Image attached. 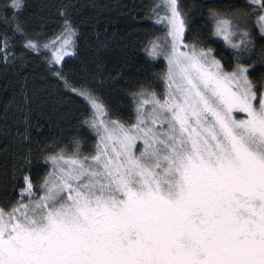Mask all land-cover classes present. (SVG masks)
Listing matches in <instances>:
<instances>
[{
	"label": "snow or ice",
	"instance_id": "obj_1",
	"mask_svg": "<svg viewBox=\"0 0 264 264\" xmlns=\"http://www.w3.org/2000/svg\"><path fill=\"white\" fill-rule=\"evenodd\" d=\"M78 11L0 5V78L16 85L0 111V185L19 188L0 203V264H264V0H160L145 19L164 35L143 50L166 69L106 73L103 42L79 87L54 67L75 54ZM50 23L61 31L45 41ZM44 63L85 102L71 149L33 122L53 94Z\"/></svg>",
	"mask_w": 264,
	"mask_h": 264
},
{
	"label": "trees",
	"instance_id": "obj_2",
	"mask_svg": "<svg viewBox=\"0 0 264 264\" xmlns=\"http://www.w3.org/2000/svg\"><path fill=\"white\" fill-rule=\"evenodd\" d=\"M48 0H27L28 11H38L42 3ZM54 2V0H53ZM79 6V11L74 16L77 25L78 35L74 37L75 48L74 55L63 58L57 68H63L65 77L71 84L79 87L80 84L87 80L85 69L91 71L95 65L93 63L96 57V49L101 47L103 42H108L112 51L102 53V63L106 64L104 71L121 72L131 75L135 73L137 66H142L146 61L153 65L154 72H161L166 69V61H150L146 57L143 45L148 38L164 35V30L160 25L153 24L152 21L145 19L146 14H151V9L155 7L160 0H73ZM247 0H183V3L189 7L193 3H217V4H235L242 6ZM10 0H0V5L9 4ZM9 13L12 11L8 9ZM159 11V9H157ZM163 13H161L162 15ZM196 26L205 33L208 31L206 26V12L202 18L200 15L196 17ZM255 26V20L250 22ZM258 31V28H253ZM61 31L59 23H50L45 41L55 39ZM60 41H57L59 46ZM119 45V47H117ZM212 46L216 48H224L223 41L216 37H212ZM227 51V49H225ZM127 54L132 61L130 66H125L122 57ZM44 55L51 58L52 51L46 49ZM48 67L46 63L37 68L38 72L45 73L47 76L52 96L47 97V103L42 108H35L33 113V122L42 127L43 132L49 137L55 135L61 146H67L71 149V137L77 131V121L83 114L85 102L74 93L64 87L63 81L57 77L48 75L45 69ZM9 81L6 82L0 78V111L3 110L4 104L9 101L16 87L14 77L9 75ZM8 83L7 91L5 84ZM102 98L108 99L106 93H102ZM60 98L61 103L57 104L56 100ZM56 109L53 112V109ZM49 116L53 121L50 129ZM59 123L60 129L57 134L55 124ZM33 135L43 140L45 137L33 131ZM92 141L88 140L87 145H91ZM86 145V146H87ZM3 169L0 168V177L3 175ZM43 174V167L41 168ZM19 197V188L13 191V185L9 183L7 190L0 185V203L6 199H14Z\"/></svg>",
	"mask_w": 264,
	"mask_h": 264
},
{
	"label": "rangeland",
	"instance_id": "obj_3",
	"mask_svg": "<svg viewBox=\"0 0 264 264\" xmlns=\"http://www.w3.org/2000/svg\"><path fill=\"white\" fill-rule=\"evenodd\" d=\"M69 51H72V49H71V45L69 46ZM71 56H72V55H71ZM65 57H67V56H64V58H65Z\"/></svg>",
	"mask_w": 264,
	"mask_h": 264
}]
</instances>
